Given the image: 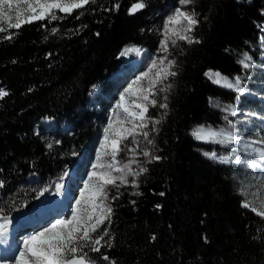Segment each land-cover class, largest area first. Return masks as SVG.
<instances>
[{"label": "trees", "instance_id": "1", "mask_svg": "<svg viewBox=\"0 0 264 264\" xmlns=\"http://www.w3.org/2000/svg\"><path fill=\"white\" fill-rule=\"evenodd\" d=\"M137 2L95 0L71 14L56 11L62 18L51 23L18 29L0 22V88L8 92L0 99V217L34 205L87 154L106 122L105 107L92 102L93 87L108 91L124 48H157L152 24L162 0H144L145 8L129 14ZM262 10L264 0L202 3L199 43L180 60L157 134L160 159L136 188L113 199L111 214L92 234L103 235L100 252L85 248L94 264H264V218L242 206L233 167L203 155L227 150L191 135L198 126L220 128L231 120L225 105L237 95L205 72L246 78L240 60L260 47ZM45 119L55 133H46Z\"/></svg>", "mask_w": 264, "mask_h": 264}, {"label": "snow or ice", "instance_id": "2", "mask_svg": "<svg viewBox=\"0 0 264 264\" xmlns=\"http://www.w3.org/2000/svg\"><path fill=\"white\" fill-rule=\"evenodd\" d=\"M95 0H0V18H7L11 20L9 13L16 12V23H10L9 28H19L24 23H32L34 21H41L48 19L49 23L62 17H58L54 10L65 14H71L73 10L83 9L86 5L94 3ZM183 6L190 5L193 0H179ZM27 6V15L21 16V5ZM119 8V5H116ZM146 7L144 0H138L134 3L129 14H134L137 11ZM82 14V13H81ZM79 18V17H77ZM184 24V27L177 29L176 25ZM198 24V20L195 17L194 12L183 11L181 8H176L175 12L168 16L164 24V35L166 40L163 42L164 49L167 51V37L169 32L172 36H175L178 40H185L188 43H199V41L193 40L188 33ZM5 29L0 27V32H4ZM58 30L52 29V33L55 34ZM11 39V35L5 37ZM172 44H176V40H172ZM126 51H133V49H127ZM139 51V50H136ZM125 52H121L120 55H124ZM166 59V58H165ZM245 59H250L247 56ZM174 61L168 60L165 65L164 59L158 62L156 59L151 61L148 71L141 73L140 76L130 84L124 92L121 93L120 99L116 104L117 109H122L127 113L128 117H131L129 123L132 124L131 128H126L121 125L119 130L113 129V121L109 120L107 127L104 129L103 139L100 141V151L96 157V163L92 165L93 171L89 173L88 181H85L84 188L81 189V199L77 200L76 207L73 208L70 218L57 219L51 223L48 227L35 232L27 236L22 241V246L19 248V254L15 257V264H94L89 258L88 252L85 248L91 252H100L101 241L103 235L93 236V233L97 232V229L104 224L105 220L111 214L112 209L104 202L108 199L107 187L109 185L118 187L119 184H128V176H139L147 171L146 168L140 167L138 171H133L131 165L137 163L133 158L128 163L120 165L117 160L118 154L123 150L121 145L124 140H128L131 137V143L138 146V142L135 139L136 130L146 128L147 121L150 120L146 116L148 111V105L153 107L157 106V100L153 97L157 92H167L171 85H166L157 89V85L161 84L163 80H166L169 76H174L176 73L171 71L174 66ZM243 67H249L248 63L244 60L240 61ZM155 71L154 76L149 79L148 87L145 89L139 87L143 80L149 77L150 73ZM206 76L210 79L214 78V83L221 84L228 88H233L236 91H243L240 88V78H235V83L229 81L226 77H221L220 74L214 72H206ZM126 94H133L137 96L140 101L137 103L133 101V104L138 112H132L126 105ZM8 92L3 88H0V99L6 97ZM167 100V96L164 97ZM159 107L167 108L166 103H160ZM234 114V110H233ZM134 121H139L135 123ZM154 125L160 123V121H153ZM231 124V121H229ZM155 130V128H153ZM111 133V135H110ZM143 138L149 145L153 143L149 139V133L147 131L142 132ZM191 135L194 139L200 141H212L221 144H229L237 142V138L230 132L223 130L217 132L213 130H206L203 126L193 129ZM219 138V139H218ZM257 143V142H253ZM259 143H264L260 141ZM52 145L49 144L48 148ZM248 147V146H246ZM134 155L136 154V148L128 149ZM144 157H150L151 153L148 150L143 151ZM204 156L209 159L218 160L220 163H229L228 156H217L215 152H205ZM104 157H110V162H104ZM158 156H151V160H159ZM259 159L264 161V150H259ZM149 160V162H151ZM235 163L246 164L248 168H259L260 164L253 163L251 161H245L236 158ZM113 172L120 173V175H113ZM135 185V180L131 182ZM4 186V182L0 181V187ZM62 185H57V191L60 190ZM163 195V193H161ZM115 199V197H113ZM84 207H81V204ZM243 207H250L248 202L242 204ZM159 207V206H158ZM261 208L264 209V202L261 203ZM252 211L256 212L257 209L252 207ZM264 218V210L257 213ZM5 225L0 224V236L4 235ZM104 235H107L105 230ZM155 239V236L152 237ZM102 259L109 260L108 256H103ZM114 264V262H113Z\"/></svg>", "mask_w": 264, "mask_h": 264}, {"label": "rangeland", "instance_id": "3", "mask_svg": "<svg viewBox=\"0 0 264 264\" xmlns=\"http://www.w3.org/2000/svg\"><path fill=\"white\" fill-rule=\"evenodd\" d=\"M202 3L208 5L209 7V0H193V2L187 6L181 5L179 0H162V7L160 9V12L158 13V16H156V19L152 24L154 27L152 37L155 38V41H157V48L152 49L137 45H129L125 47L123 50L125 54L120 55L121 67L119 69V72L111 77L108 83V91H105V93L99 85L93 87V93L91 95L92 102L101 104L105 107L106 110L102 117L106 118V122L99 135L95 138L87 154L78 162L77 167L78 170H80V175L78 174L79 176L77 180L68 181L67 183L68 188L70 189L71 198L70 209L67 210V218L71 217L73 208L77 206V200L81 199V189L84 188L85 181H88L89 173L93 171L92 165L96 163V157L98 152L100 151V141L103 139L104 129L105 127H107L110 118L113 121V129L115 130H119L121 125L126 128L132 127V124L129 123L131 117H128L127 113H125L122 109L116 108V104L120 99L121 93L124 92V90L130 84H132L138 76L141 75V73L148 71L149 65L151 64V61L153 59L157 60L158 67L159 61L161 59H164L165 65L167 64L168 60L175 62L174 66L171 68V71H174L176 74L174 76H169L166 80L163 81V83L158 86V88L164 87L169 84L171 85V88L167 92H157L155 97H153L158 102L157 106L153 107L151 105H148V111L146 113V116L150 118V120L147 121L148 126L146 128H143L142 130L139 128L136 130L135 139L138 142V146L132 144V138L129 137L128 140L123 141L121 145L123 150L117 156V160L120 162V165L128 163L131 159L134 158L137 163H133L131 165L133 171H138L140 167L148 169V166L155 161L151 160V156H157L158 154L156 144L157 134L160 130V127L164 123L165 116L168 113L169 98L174 91L176 76L179 70V63L183 55L193 44L188 43L185 40H178L175 36H172L171 32H169L167 37V51H165L163 44V42L166 40V37L164 35V24L168 16L172 15L175 12L176 8H181L183 11L187 12H194L199 24V20L202 18L203 15L200 13V7L202 6ZM26 8V5H21V16L28 14ZM54 11L56 12L58 10ZM261 13L264 15V10H262ZM9 15L11 16V20L7 18H0V22H5L7 24L16 23V12L13 11L9 13ZM198 24L192 29L190 33H188V35L195 41L196 39L194 33ZM175 27L179 29L184 27V24L176 25ZM172 40H176L175 45L172 44ZM259 46L260 47L253 48L254 55L251 54V61L245 59L246 55L242 59L245 61V63L249 64V67L245 68L241 64L246 75V78H240L241 85L244 86V89L249 92L250 95L241 98L237 110L238 113L236 114L231 113L230 105L227 107L225 106L227 111L230 112L231 120L229 121H231V124H229L228 122L224 126L225 128H223H236V131L240 132V135L242 137H246L249 139L254 137L256 140L264 139V121L261 120V118H264V101L260 99H264V33H261V37L259 38ZM127 49H133V51H126ZM155 71L156 70L154 69L153 73H150L149 77L143 80L138 86L146 89L148 87L149 79L154 76ZM223 88H226V86H223ZM229 89L235 90L233 88ZM165 96H167V100H164ZM133 101H136L137 103L140 102L137 99L136 95L126 94L125 103L129 107V110L132 112H138L139 110L135 108ZM160 103H166L167 108L159 107ZM257 117L260 119H258ZM153 121H160V123L154 125L152 123ZM134 122L139 123V121ZM42 124H44L45 126L46 133H55L56 128L51 120H45ZM153 128H155V130H153ZM66 129L67 126H64L62 128V131L65 132ZM59 131H61V129ZM143 131H147L149 133L148 138L153 141L151 145H149L147 141L143 138ZM225 132H227V130H225ZM209 145L218 146L221 152H224L223 149L227 150L225 153H220V155H231V159L229 160L230 162L225 165L233 167L234 178H236L238 181V189L240 190L242 196L245 197V202H248L250 204V207H248V209L251 210L252 207H255L257 211L253 212L254 214L258 215L257 213L259 211L264 210L261 208V203L264 202V175L260 172L251 171L246 164L235 163L237 157L242 160L249 161L246 158V153L250 152L251 146L248 143L242 141L233 142L229 144L210 142ZM131 148H136L135 155L132 152L128 151V149ZM144 150H148L151 153V156L144 157L142 154ZM149 160H151V162H149ZM104 162H110V157H104ZM145 173L146 172L135 177L128 176L129 183L126 185L119 184V182H117L119 185L118 187L109 185L107 187L108 199L104 203L112 209V205L114 202L113 197L122 192L124 188H136L141 182ZM113 175H120V173L113 172ZM133 180H135V185L131 183ZM57 185H62V187H64L62 183L57 182L54 186V191L57 188ZM44 202L45 201L40 200L39 202H37L34 208L38 207L39 204H43ZM81 207H84L83 202L81 204ZM28 212L29 215H32V213H30V210L23 211L17 215H22L25 217ZM37 213L38 211H35V213L33 214V216L30 217V219H37ZM3 221L4 219L0 218V223ZM49 221L51 223L55 222L53 219H49ZM39 222L40 221H38V223ZM24 224H26V222ZM39 226H41V228L39 227V229L42 230L45 224H41ZM17 255L18 253L15 254L14 257H12L8 261H0V264H15V257Z\"/></svg>", "mask_w": 264, "mask_h": 264}, {"label": "bare ground", "instance_id": "4", "mask_svg": "<svg viewBox=\"0 0 264 264\" xmlns=\"http://www.w3.org/2000/svg\"><path fill=\"white\" fill-rule=\"evenodd\" d=\"M214 73H217V72H214ZM219 73V72H218ZM220 74V73H219ZM220 76L221 77H225V76H223L222 74H220ZM229 81H231L232 83H234L235 81H233V80H230L228 77H226ZM214 79V78H213ZM217 84V83H216ZM218 85H220V86H224L223 85V83H221V84H218ZM206 130H213V131H217V132H219V131H221V130H223V131H225L223 128H221V129H217V128H212V127H206ZM39 202V201H38ZM44 204H39V206L38 207H36V208H34V210L32 209V210H30L31 212L30 213H32V215H30L27 219V221H26V224L27 225H30V224H32V225H34V226H38V221H42L43 220V216H39V212L40 211H42L41 209L44 207L43 206ZM61 209H62V207H61ZM35 211H38V213L36 214V217H37V219H30V217L31 216H33V214L35 213ZM19 214V213H18ZM28 214H29V212H28ZM16 216V217H15ZM15 216H12V217H10V218H6V219H4V221L3 222H1L0 224H4L5 225V228L9 225V224H11V226H13V227H15V226H17L18 224H19V222H22V224H24L25 222H24V216H22V215H15ZM65 218H67V215L66 216H63V215H61L60 217H58V218H56V219H65ZM37 229H39V227H37ZM39 230H41V229H39ZM30 235V234H29ZM28 235V236H29ZM0 239H2V238H0ZM22 240H24V238H20L19 239V241H22ZM20 245V247H21V245H22V243H20L19 244ZM9 248H12V246L10 245L9 246ZM12 251L13 252H16V249H12ZM18 253V252H17ZM16 253V254H17ZM11 254V257H5L6 256V254H4V255H2V251H1V248H0V261H8L10 258H12V253H10ZM14 257V256H13Z\"/></svg>", "mask_w": 264, "mask_h": 264}, {"label": "water", "instance_id": "5", "mask_svg": "<svg viewBox=\"0 0 264 264\" xmlns=\"http://www.w3.org/2000/svg\"><path fill=\"white\" fill-rule=\"evenodd\" d=\"M140 11V10H139ZM138 12V11H137Z\"/></svg>", "mask_w": 264, "mask_h": 264}]
</instances>
